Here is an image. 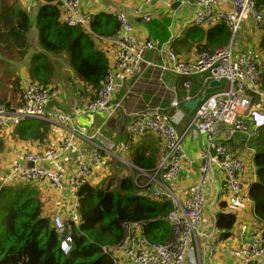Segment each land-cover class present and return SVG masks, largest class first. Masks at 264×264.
I'll list each match as a JSON object with an SVG mask.
<instances>
[{"label":"built area","instance_id":"built-area-1","mask_svg":"<svg viewBox=\"0 0 264 264\" xmlns=\"http://www.w3.org/2000/svg\"><path fill=\"white\" fill-rule=\"evenodd\" d=\"M60 1L69 26H86L93 19L94 14L84 10L82 0ZM158 1L136 0L135 13L144 21L151 22L153 12L145 7ZM219 1L197 0L192 18L172 33L169 41L138 38L130 19L123 13L117 14L120 26L109 38L117 48L115 65L108 70L96 97L78 106L79 111L89 116H105L104 123L89 137L74 127L75 117L71 114L47 107L59 97V90L55 87L28 81L21 89L20 107L9 108L0 103V130H7L28 118H40L65 132L61 144L41 153L27 152L21 160L15 161L7 173L0 175L1 184L48 183L60 192L70 186L74 203L79 189L90 181L98 167L105 164L106 157L114 163V172L119 161L125 162L124 155L129 152L133 139L152 133L164 143L166 154L153 172L145 173L146 184L141 188H148L154 198L173 204L167 216L156 219L162 218L170 223L171 236L163 243L153 242L144 235L147 222H126L123 240L115 245L102 246V252H111L114 264H123V259H127L128 264H189L190 261H199L200 264L201 254L192 245L197 241L199 229L208 223L205 216L206 197L213 170H218L226 180L225 185L217 188V194L229 191L235 199H241L244 188L242 175L246 170L245 162L230 153L225 141L239 133L253 136L257 128L264 125V90L259 82L263 57L256 38L264 24V12L258 9L256 0H232L230 9L220 7ZM107 11L111 9L107 8ZM218 24H225L231 30L226 46L199 51L191 59L183 58L175 50L174 39L183 37L188 27L211 28ZM149 52L154 53L156 59H147ZM149 70L154 82L147 79ZM171 74L185 80L184 94L180 95L176 87H168L167 75ZM198 75L203 76V84L214 79L226 82V88L206 97L193 118L179 130V122L184 117L180 106L193 99L191 78ZM128 81H132L130 91L138 88L135 86L142 88L140 93L131 95V100H135L140 107L129 111L125 108L127 96L118 95ZM152 87L149 100L144 101V89ZM164 94H170L171 104L156 99ZM173 108L176 110L170 114ZM118 112L129 119V138L121 142L112 140L103 132L107 121ZM199 134L205 136L206 144L199 157H192L185 148V139H195ZM80 141L90 143L92 148L90 152L81 154L73 170L61 171L50 165L62 158L67 159L78 149ZM197 163L201 166L197 181L186 188L185 199L181 200L171 183L187 166L193 167ZM68 214L60 212L54 217L55 229L65 254L73 248L70 221H75L78 216L77 213ZM218 240L219 237L210 244L211 254ZM229 249L241 264H264V241L258 233L252 235L248 244H231Z\"/></svg>","mask_w":264,"mask_h":264},{"label":"crops","instance_id":"crops-1","mask_svg":"<svg viewBox=\"0 0 264 264\" xmlns=\"http://www.w3.org/2000/svg\"><path fill=\"white\" fill-rule=\"evenodd\" d=\"M61 4V1L58 0ZM8 6H11L14 2L24 10L27 11L31 20V29L28 34L27 40L29 41V50L25 52L22 57L14 58L13 56H8L6 54L0 53V101L9 108H18L22 104L21 89L23 84L28 81H39L36 77L37 62H40L36 58L42 54H46L50 58V65L47 76V83L44 86H52L59 90V97L48 105L49 109H56L71 114L75 117L74 127L79 131L85 133L88 137L94 134L96 129L100 127L105 119V116L96 114L94 116H89L78 110V106H83L77 98L75 93L78 90L76 83L85 86V83L81 82L77 78L76 71L73 69L72 63L70 62V55L62 51V54H56L47 50L39 42V28H38V13L41 5L47 4V1L41 0H5ZM83 8L86 12L94 14L93 19L87 23L86 26H80L86 28L88 34L94 39L98 48H100L107 57L109 58L110 68L114 67L117 55V48L114 44L110 43L109 38H111L115 33L108 34V31H102L103 33H97L91 28V23L99 22V27L104 29L108 25L106 20L108 19V14L114 16L117 19V14H125L132 22L135 34L140 39H152L158 38L161 41H169L172 33H176L179 28L184 24L188 23L192 18L196 7L197 0H159L158 2L152 4L151 6H146V10L153 12V20L151 22L144 21L139 15L135 13L137 7L136 0H82ZM220 7L223 9H230L232 5V0H220L218 2ZM62 8V15L60 20L65 22L64 9ZM110 8L111 11H107ZM66 23V22H65ZM220 25V24H218ZM225 25V24H224ZM120 26V24H119ZM217 26V25H216ZM214 26V27H216ZM226 26V25H225ZM211 27V28H214ZM228 27V26H227ZM119 28V27H118ZM117 28V29H118ZM211 28H204L199 26H190L187 28L185 35L181 38L174 39L173 46L175 50L185 59L194 58L199 52L197 48V42L193 41L192 35L199 32H207ZM117 31V30H116ZM115 31V32H116ZM218 35H216L217 37ZM229 36V34H228ZM227 36V38H228ZM231 38V33L229 40L224 44V47L229 44ZM263 53V52H262ZM261 53V54H262ZM264 54V53H263ZM262 54V56H264ZM154 53H148L147 59H156ZM109 68V69H110ZM13 73V74H11ZM156 73V72H155ZM155 75V74H154ZM198 76H193L191 78V87L194 89L202 87L203 79ZM154 76L149 70L147 72V79L150 82H154ZM17 83V90H15V85L13 82ZM185 80L177 75H167L168 87H176L179 90V94H184L183 82ZM200 82L201 85L198 83ZM42 85V84H41ZM132 87V81H128L123 90L118 94H125L126 103L125 108L129 110H134L140 107V104H136L135 100H131V95L140 93L142 88L135 86L133 91H130ZM89 91L86 93L84 102L89 98H93L96 94L95 90L88 88ZM152 88L144 89V101H148L150 92ZM196 93V92H195ZM170 98V94H164V96H158L156 99L161 100L163 103H167ZM111 118L118 120L117 128H126L128 124V117L122 112H118ZM104 119V120H103ZM108 122V121H107ZM107 124V123H106ZM105 124V125H106ZM104 125V126H105ZM18 126V125H17ZM50 131L47 137L41 140V135L43 132H36L33 135L27 134V137L22 138L20 135H14V130L16 127L12 126L7 130H0V137L4 140V146L0 150V175L7 173L10 167L15 161L21 160L25 153L36 152L41 153L47 148L61 144L62 139L65 135L64 130L59 127L49 124ZM23 127L27 129L26 133L32 131L30 126L23 124ZM183 124L180 125V128ZM105 128V127H104ZM123 136V135H121ZM205 138L203 135L197 136L195 139L190 137L185 139V148L188 154L192 157H199L204 147ZM138 147L137 151L143 155V158L153 156L154 168L163 160L166 151L164 143L159 140L154 134H146L137 137L132 144V149L130 153L125 157L127 161L131 164L130 166H123L122 164L117 165V169L113 172V162L109 160L108 157L105 158V164L98 167L91 178V184L94 187H108L110 182H114L121 172H129L131 180L138 187L139 193L142 195H150L148 188H141L139 180L143 182L145 178L141 177L137 179L138 175L135 174L134 169L144 167H138L134 164L132 158L136 157L133 154L135 149ZM233 146V147H232ZM231 147L233 151L240 156H242L247 163L246 171L243 174V181L247 186L251 185L255 181V163L254 155H256L255 148L244 140L243 136H239L233 140ZM92 145L88 142L80 141L78 143V149L73 152L67 159L62 158L50 165L61 171H70L75 167L77 159L83 153L90 152ZM47 166H49L47 164ZM149 169V170H153ZM200 164L192 166H187L181 175L175 179L171 186L173 190L177 193L181 200L185 199L186 188L197 181L200 174ZM69 174V173H67ZM115 175L114 178L110 176ZM224 178L218 170H213L212 177L209 180V185L207 187V197H206V211L205 216L207 217L208 223L201 227L197 234V241L193 243L192 247L198 249L201 254L200 264H241L240 260L230 252V245L241 246L247 243L255 231L264 230V224L256 218V212L254 208L253 201H246L244 203L236 202L227 193L217 194V188L223 186ZM120 180L118 181V183ZM146 184V183H145ZM118 185V184H117ZM143 185V184H142ZM39 192V197L43 202V209L45 215H52L55 210L59 208H64L72 202L71 191L69 187H66L62 192L56 190L48 183H42L37 189ZM222 205L225 210L232 211L238 216V223L232 229L231 234L228 238H222L220 235L221 231L216 226L215 215L216 210L220 212L222 210ZM231 208V209H230ZM212 212L214 213L212 215ZM78 214H80L78 212ZM77 222H81V218L78 217ZM219 237V242L215 244V250L213 254L210 251V244L214 242L216 238ZM192 263L189 264H198ZM123 264H128L127 259H123Z\"/></svg>","mask_w":264,"mask_h":264},{"label":"trees","instance_id":"trees-1","mask_svg":"<svg viewBox=\"0 0 264 264\" xmlns=\"http://www.w3.org/2000/svg\"><path fill=\"white\" fill-rule=\"evenodd\" d=\"M45 1L47 4L40 6L37 16L40 44L56 54H62V51L68 53L77 78L97 93L110 68L109 58L98 48L86 28L69 26L66 21L60 20L62 5L58 0ZM256 3L258 9L264 12V0H256ZM105 23L108 26L102 29L96 20L91 23V28L100 34L103 30L113 34L119 27L116 18L110 14ZM30 29L31 20L26 10L17 2L8 6L5 0H0V53L14 58L22 57L29 48L27 38ZM230 33L227 26L220 24L192 37L197 42L198 51H202L223 46L229 40ZM256 38L258 50L264 53V24L260 41L258 35ZM36 59L40 61L37 62L35 77L39 81L36 82L43 85L47 83L51 61L46 54ZM262 66L260 86L264 90V60ZM13 84L17 90L16 81ZM198 90L196 88L195 92ZM23 124L30 126L32 131L26 133ZM49 124L40 118H28L14 126V135L25 138L27 134L33 135L41 129L40 139L43 140L50 131ZM250 143L256 150L257 179L250 186L249 196L254 203L256 218L264 224V126ZM3 146L4 140L0 137V150ZM134 149L133 154L137 155L132 158L134 164L146 169L154 168L153 156L143 158L137 151L138 147ZM39 185L35 182L2 185L0 182V264H114L112 253H103L102 246L121 242L125 236L126 222H147L144 235L153 242H165L171 235L170 223L162 218L156 220L171 212L173 204L169 201L140 194L131 178L120 180L115 188L87 184L78 194L81 223L70 221L73 226V249L65 254L54 224L58 209L52 215H45L37 190ZM221 208L220 212L216 210L215 213L216 226L222 231V237L228 238L238 223V216L225 210L223 205Z\"/></svg>","mask_w":264,"mask_h":264},{"label":"clouds","instance_id":"clouds-1","mask_svg":"<svg viewBox=\"0 0 264 264\" xmlns=\"http://www.w3.org/2000/svg\"><path fill=\"white\" fill-rule=\"evenodd\" d=\"M262 28V27H261ZM260 34H261V30H260V32H259V34H258V37H259V41H260ZM262 55V54H261ZM263 58H262V61L264 60V56H262ZM201 77V79H203V76H200ZM212 80H214V79H212ZM211 80V81H212ZM210 81V82H211ZM209 82V83H210ZM260 82V81H259ZM209 83L208 84H203L202 85V87H200V89L195 93L194 92V89H192V94H193V99L191 100V101H193V100H197V99H200L199 101H198V104L196 105V107L194 108V109H191L190 107H188V106H186V103L187 102H190V101H187V102H183L182 104H181V106H180V109L183 111V113H184V117L183 118H181V120H180V124H179V127H178V129L179 130H182L183 129V127H184V125L187 123V121L188 120H190L191 118H193V116L195 115V113H196V111H197V109H198V107H199V105H200V103L201 102H203L204 101V99L206 98V97H208V96H210V95H212V94H214V93H216V92H218V91H221V90H224L225 88H226V85L224 84V82L222 81V85L220 86V87H216V88H210L209 87ZM261 87V86H260ZM210 90H212V91H210ZM263 90V89H262ZM98 93V92H97ZM97 93L95 94V96L93 97V98H95L96 97V95H97ZM184 93H185V91H184ZM90 99V98H89ZM56 100V99H55ZM54 101V100H53ZM170 102H172L170 99H168V104H171ZM1 104H3L2 102H0ZM175 110H176V108H173V110L171 109L170 111H169V113L170 114H173L174 112H175ZM263 111H264V106H263ZM27 120V119H26ZM25 120V121H26ZM21 123H23V122H21ZM21 123H19V124H17V125H20ZM181 124H183V127H181L180 128V125ZM16 126V125H15ZM264 125H262L261 127H259V128H257V132H256V134L255 135H253V136H248L247 134H244V133H239V134H235L232 138H230L229 140H227V141H225V144H227L228 145V148H229V151H230V153L233 155V156H236V157H240L244 162H245V167H247V163H246V160L242 157V156H240L239 154H237V153H235L234 151H233V146L231 147V144H232V142H233V140L234 139H236L237 137H239V136H243V138H244V140H246V141H248V143L249 142H251L252 140H254L255 138H257L258 137V135H259V130L263 127ZM148 134H150V133H148ZM152 134V133H151ZM146 135V134H145ZM199 136H201V134H199ZM123 138H121V139H115V141H117V142H121V141H123V140H127L128 138H129V134H128V132H127V125H126V128H123V136H122ZM139 137V136H138ZM157 137V136H156ZM137 137H135L134 139H133V141H132V144L134 143V141H135V139H136ZM158 138V137H157ZM204 138H205V136H204ZM206 144V138H205V142H204V145ZM251 144V143H250ZM203 145V146H204ZM252 145V144H251ZM131 149H132V146H131V148H130V150H129V152L126 154V155H124V158L130 153V151H131ZM255 156L256 155H254V163H255ZM127 160L125 159V162L124 163H122L121 161H119L118 162V164L120 163V164H122L123 166H130L131 164L129 163V161H127ZM197 164H199V163H197ZM196 164V165H197ZM159 165V164H158ZM158 165L157 166H155V168L153 169V170H149V169H146V170H143V169H141V168H137V169H134V172H135V174H137L138 175V177L139 178H141V177H144L145 178V173H148V172H153L157 167H158ZM139 167V166H138ZM255 168L257 169V167H256V164H255ZM145 169V168H144ZM256 169H255V181L254 182H256V179H257V174H256ZM216 170V169H215ZM246 171V170H245ZM128 174L126 177H124L125 176V174ZM245 173V172H244ZM243 173V174H244ZM131 176V174L129 173V172H121V174H119V176L116 178V182H110V185L108 186V187H106V188H112V186L113 185H115L116 187L118 186L117 184H118V181L119 180H123V179H126V178H129ZM180 176V175H179ZM178 176V177H179ZM138 177H137V179H138ZM177 179V178H176ZM223 181H224V183H223V185H225L226 184V180L225 179H223ZM242 181H243V175H242ZM145 182H146V178H145V180H144V182L142 183V184H145ZM253 182V183H254ZM87 184H91V179H90V181L88 182V183H86L85 185H87ZM243 184H244V188H243V190H242V193H241V199H235L232 195H231V193L229 192V191H226L225 193H227L232 199H234L236 202H240V203H244V202H246V201H252L251 200V198H250V196H249V191H250V186L251 185H249V186H247L246 184H245V182L243 181ZM84 186V185H83ZM82 186V187H83ZM92 186H94V185H92ZM53 187V186H52ZM70 187V186H69ZM81 187V188H82ZM80 188V189H81ZM103 188H105V187H103ZM80 189H79V191H80ZM79 191L77 192V199H75V201H74V203L73 202H71L70 203V205H68V206H66V207H64V208H59L58 209V212L57 213H60V212H62V213H69L68 215H72V214H78V208H79ZM150 191V190H149ZM220 193H222V194H224L223 192H219L218 193V195L220 194ZM71 195V194H70ZM244 196H246V198L244 199L243 197ZM76 203H78V205L77 206H75V204ZM255 208V207H254ZM78 217H79V214H78V216L76 215V218L74 219L75 220V222L77 223V224H80L81 222H77V219H78ZM171 231H172V227H171ZM263 232H264V230H257V231H255L254 233H258V234H260L261 235V237H262V240L264 241V238H263ZM73 233V232H72ZM172 233V232H171ZM220 235L222 236V231H221V233H220ZM73 236V235H72ZM171 236V235H170ZM223 238V237H222ZM168 240V239H167ZM166 240V241H167ZM73 242H74V239H73ZM250 242V240L247 242V243H244V244H248ZM158 243H163V242H158ZM244 244H242V245H244ZM73 249V248H72ZM62 250V249H61ZM113 260V259H112Z\"/></svg>","mask_w":264,"mask_h":264},{"label":"rangeland","instance_id":"rangeland-1","mask_svg":"<svg viewBox=\"0 0 264 264\" xmlns=\"http://www.w3.org/2000/svg\"><path fill=\"white\" fill-rule=\"evenodd\" d=\"M212 49V48H211ZM29 50V49H28ZM11 74H13V73H11ZM225 85H226V82H225ZM75 87H78V90H76L75 91V93H78L77 94V98H76V100H78L82 105H83V103H84V98H85V96H86V93L89 91V89H88V87L85 85L84 87L82 86V84H77L76 83V86ZM51 103V102H50ZM49 103V104H50ZM48 104V105H49ZM48 107V106H47ZM92 117V116H91ZM118 119L117 118H115V119H113V118H110L109 120H108V123H107V125L105 126V128L103 129V132H104V134H105V136H107V137H109V138H111L112 140H115V139H121L120 137H121V135H123V128H120V129H118L116 126H117V123H116V121H117ZM159 140H161V139H159ZM165 148V147H164ZM117 169V168H116ZM115 177V175L113 174L112 176H110V178H114ZM144 178V177H143ZM140 178L138 177V180H139ZM114 182H116V180L114 181ZM144 182V181H143ZM143 182H141L140 180H139V184L140 185H142V183ZM116 186L115 185H113L112 186V188H115Z\"/></svg>","mask_w":264,"mask_h":264},{"label":"water","instance_id":"water-1","mask_svg":"<svg viewBox=\"0 0 264 264\" xmlns=\"http://www.w3.org/2000/svg\"><path fill=\"white\" fill-rule=\"evenodd\" d=\"M222 85V81H217V80H212L210 83H209V87L210 88H216V87H220ZM200 99H197V100H193V101H190V102H187L186 103V106L190 107L191 109H194L196 107V105L198 104V101ZM154 188L152 189V192H154Z\"/></svg>","mask_w":264,"mask_h":264}]
</instances>
